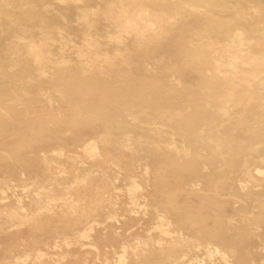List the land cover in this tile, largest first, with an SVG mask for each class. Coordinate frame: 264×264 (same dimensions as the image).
Instances as JSON below:
<instances>
[{
    "label": "bare ground",
    "instance_id": "bare-ground-1",
    "mask_svg": "<svg viewBox=\"0 0 264 264\" xmlns=\"http://www.w3.org/2000/svg\"><path fill=\"white\" fill-rule=\"evenodd\" d=\"M63 1L84 3L77 6L76 17L85 26L77 60L63 55L70 37L63 28H55V38L42 0H0V18L10 17L0 21V49L7 56L4 62L0 55L3 76L17 81L35 74L39 81L55 83L58 88L53 87V92L59 89L60 99L69 103L67 108L50 104L49 112L41 97L24 91L23 99L30 100L18 118L14 114L24 134L35 127L51 136L0 142V152L10 150L19 165L15 176L9 164H1L0 155V235L11 233L4 240L8 245L23 241L25 228L39 232L32 248L26 246L0 264H89V258L79 257L81 251H72L77 247L82 251L89 247L95 261L102 259L103 264L109 262L107 249L117 258L114 264H155L156 259H142L155 253L162 257L161 264H264V240L258 230L264 224V171L258 167L264 166V41L244 39V32L264 31L263 18L245 22L244 10L235 8L231 12L238 20L233 24L226 20L229 6L223 16L213 14L214 0H206L203 9L191 4L190 10L172 0H111L97 8H90L89 0ZM57 17L66 19L63 12ZM98 17L113 30L101 35ZM104 37L113 43L112 51L100 49ZM130 40L137 50L165 49L169 59L161 55L156 61L165 66L168 76H135L130 71L135 55ZM59 41L61 56L55 57L52 46ZM71 66L79 72L71 74ZM125 66L128 69H121ZM53 71L60 75L55 78ZM120 71L125 73L122 82L113 85L103 79V73L110 77ZM13 98L0 97V102L12 106ZM23 99L19 97V102ZM222 120L230 124L221 130ZM138 123L149 128L138 126L142 132L134 131ZM175 135L182 146L164 144L169 138L174 141ZM49 142L58 144L51 150L53 155L43 148ZM80 149L93 164L83 175L78 168L63 176L53 158L72 161ZM145 152L160 166L154 172L155 190L164 193L166 201L156 200L146 190L143 215L126 208V213L131 212L127 217L116 210L118 187L109 166L122 171L130 182L131 203L140 206L136 193L141 186L133 176L139 170L150 184ZM37 155L43 174L33 176L27 167ZM97 171L100 182L94 178ZM68 186L75 197L63 206L58 202L65 199ZM20 188L27 199L20 196ZM199 191L211 193L202 197ZM197 196L203 205L195 211L179 201L182 197L192 202ZM250 206L259 213L253 211L238 221L237 213ZM96 216L105 219L99 229ZM152 228L156 236L151 232L141 236ZM110 232L114 241L108 238ZM4 242L0 246H6ZM63 244L70 249L61 253ZM26 251L32 252L33 261L23 254Z\"/></svg>",
    "mask_w": 264,
    "mask_h": 264
},
{
    "label": "rangeland",
    "instance_id": "rangeland-1",
    "mask_svg": "<svg viewBox=\"0 0 264 264\" xmlns=\"http://www.w3.org/2000/svg\"><path fill=\"white\" fill-rule=\"evenodd\" d=\"M33 2H39V0H31ZM58 0H42L43 4H46L45 6H47L48 9V13H46L47 17L49 18V22L52 26H54V30H53V34L55 36V38H57V29L55 28H63L65 31V34L67 35V37H70L69 42H67L65 44V50L63 51V55L65 56V58L67 59H73V60H77V53H76V49L78 46H81L83 43V32L85 31V26L84 23L82 21H79L77 19V6H83L84 3H73V2H68V1H63V0H59V2H56ZM60 1L62 2V4L60 3ZM111 1V0H89V2L87 3V5L90 8H97V7H105L106 4ZM171 1V0H169ZM173 2H178L183 4L187 10L191 9V4H196L199 5L200 7L205 8L206 7V0H172ZM215 2H217V8H213V14L217 15L219 17L223 16L224 12L223 10L225 9V6H229L230 11L228 12L229 14L226 15V20L228 22H231L233 24L237 23L238 17L236 15H234L232 12L235 10V8H237L238 10L243 9L244 12L246 13V17L245 18V22H251L254 21L255 19H258L259 17H262L264 20V0H214ZM65 2L68 4H65ZM38 9H43L41 6H39ZM233 9V10H232ZM45 10V9H44ZM232 11V12H231ZM63 12L66 15V19H60L59 17H57V13H61ZM10 19L9 16L6 15H1L0 21L5 22V20ZM96 28L98 29L99 33L101 35H104L107 30H113L112 28L108 29V24L109 22L105 21L102 18H97L96 20ZM36 29V30H35ZM33 29V33L34 35L37 37L39 36V30L37 28ZM35 30V31H34ZM246 33L244 35V39L245 41H247L248 38L254 37L252 40L254 41H260L263 40L264 41V31L263 30H258V31H251V32H244ZM11 40V39H10ZM102 45L100 47L101 50L103 51H112L114 45L113 43H110L107 41V39L104 37L101 39ZM0 44H2V41H0ZM128 46L130 48L131 51L135 52V55L133 54L132 56V60H133V64H132V68H131V72L135 75L138 76L140 78L144 77V76H148L151 78H157V77H161V78H166L167 72L164 71V67L163 64L158 63L156 60L157 58H159L161 55H166L165 58L169 59V54L167 53V51H165V49L160 48V47H152L149 46L147 48H141V50H137L135 45L133 44V41L130 40L128 41ZM60 41L59 42H55L54 45L52 46V49L54 51V54H56L55 57L61 56L60 54ZM4 50V49H3ZM2 49H0V55L2 56V58L4 59V62H6L7 60V56L5 55V51H3ZM264 52V49H263ZM166 63H167V59ZM147 63H149V67H152L154 70L153 71H149L146 67ZM164 63V64H166ZM160 65V66H158ZM72 68H68L70 69L71 74H77L79 72V69H75L73 66H71ZM66 69V68H65ZM121 69L126 70L128 69L127 66L121 67ZM55 78H57L60 75V72L58 71H53ZM16 72H14L12 75H15ZM104 76L103 79H106V81H108L109 84H113L115 85L117 82H122L124 80L125 77V73L121 72L120 73H113L111 74V76L109 77L108 74L103 73L102 74ZM22 78H17V81H15V79H13V76H3V74L0 71V97H6V96H10L11 98H13V96L15 95V93L17 94L15 99L16 101H14L13 98V102L14 103H10L12 104L9 105L8 103H1L3 104L0 108V142L2 140H11L14 139V141L16 143H18V141H24V142H30L32 141L34 138H38V137H42L44 135H46L47 133L44 132V130H39L35 129V127H32L30 129V134H24V131L22 130L23 126L18 122V120L14 117L17 113V118L19 117L18 112L20 110H24L25 109V103H28V101L30 100L28 97V99H23L24 97H26L25 93L27 91H29V93L32 96H38L41 97L43 99V101L45 102L43 105L45 107L48 106L49 108V112H51V107L50 104L52 105V107L57 108V107H64L67 108L69 103L67 101H62L60 92H57L59 89L55 90V92H53V87L56 89V87L58 88V86L54 85L55 83H45L43 81H39L37 80L38 77L35 74H31V75H26ZM171 78V77H169ZM168 79V78H167ZM43 82V83H42ZM47 84V85H45ZM50 89V90H49ZM42 91L41 93L39 91ZM46 90V91H45ZM24 91H26L24 93ZM38 92L40 93V95H37ZM58 95H57V93ZM49 94V95H48ZM51 94V95H50ZM60 96V97H59ZM19 97L20 99H23V103H21V101L19 102ZM53 100V101H52ZM53 108V110H54ZM48 114V112H47ZM46 114V116H47ZM7 116V117H6ZM45 116V117H46ZM22 118H25V116H22ZM228 120H225L220 123V128L221 130L223 129V127L229 125L230 123H227ZM144 124L148 125V123L146 121H143ZM224 122V123H223ZM223 123V124H222ZM222 124V126H221ZM138 126H141L142 128H149L152 127V124L145 126L143 125V123H138L136 126H134V131L137 132H142V130H140V128H138ZM14 133H16L17 135L15 136ZM145 133V132H144ZM147 134V133H145ZM207 134V132L205 133ZM72 133H69L68 137V141L71 142L72 140ZM51 135L48 134L45 137H50ZM71 137V138H70ZM176 137V138H175ZM174 137V141L173 139L169 138L167 139V141H165V145H170L171 147H174V145H183L182 139L175 135ZM175 142V143H174ZM58 144L55 142H49V144L45 145L43 148L47 149L48 151H50V155L52 154V149L53 148H57ZM144 148H147L146 144H144L143 146ZM1 148V147H0ZM10 150H1L0 155H2V159H1V164H9L12 168L13 171H15V176H18L19 171H16L19 167V165H16V160L13 157V155L9 152ZM27 150H24L23 153H25ZM78 156H75L76 159L72 160V161H67L66 158L65 159H60L59 157H54V161H56L58 164H60L61 169H62V175H68L70 172H76L78 168H80L82 175L85 173V171L87 169H89L91 167V165L93 164L92 162V158L89 157L88 155H86V153L84 151H82L80 149ZM127 154H130V152L128 151ZM145 154L147 155L148 153L145 152ZM149 155V156H148ZM147 156V159L144 160V162L149 164V169H148V173L146 174V177L150 179V184H146V182L144 181L143 178H141V171L137 170L135 175L133 176V178H135V181L137 184H139L141 186L139 192L136 193V198H137V202L139 203L140 206H137L133 203H131L130 200V195L127 192V188L129 186V181H126L121 173H120V169L115 166V165H110L109 169L112 175V178L114 179L115 185L118 187L117 191L115 192L116 194V201L119 202V204L116 205V210L119 211L120 214L125 215L127 214L130 215V213H126L125 209L127 208L128 210L132 209L134 212H132L131 214L133 215H137V216H141L143 215L141 213V209L143 207V205L145 204V199L144 196L142 197L143 194H145L146 190L150 191L151 193L154 194V197L156 200H164L166 201V198L164 196V193H159V191L157 192L155 190V184H156V177H154V172L156 170V168H159V164H157V162L152 158V154L149 153ZM44 165H42V162L40 161V155L35 156L34 160L29 164V166L27 167L30 172H32L31 174L33 175L34 173H38L40 175H42V170H43ZM111 167V168H110ZM258 167L262 168V170L264 171V166L263 165H259ZM122 172V171H121ZM3 173L0 172V176H2ZM34 176V175H33ZM93 177V175H92ZM94 178L97 180L96 182H100L99 179V175H98V171L97 173H95ZM240 184V183H238ZM29 187V186H28ZM206 186H204L205 188ZM254 191H259V190H255ZM121 191V192H120ZM201 193V196L205 197L206 195L210 194L211 192H207V191H199ZM19 193H21L20 196L25 197L27 199V193H24L22 191V189H19ZM65 199L64 197L62 198V200L58 203L62 204L63 206L65 205L66 201H70L73 200V197H75L74 195H72V187L68 186L65 190ZM179 201L181 202V204H185L186 202L189 203L192 211L198 210L202 208V202L203 200H201L198 196L195 197L193 199L192 202H188L187 200H185L184 198L180 197ZM57 203V204H58ZM68 203V202H67ZM130 206V207H129ZM142 206V207H141ZM137 211H140V215L137 214ZM255 211L256 213H259V210L256 209L254 210L251 206L245 208L244 210H240V212L237 213L236 219L239 221L241 220V217L244 215H251V213ZM243 214V215H241ZM60 219H66V215H60L59 216ZM96 222L94 223L97 228L99 229L100 227H102L101 222L105 221V219L103 217H95ZM100 222V223H99ZM108 225L110 226H114V224L109 223ZM88 226V225H87ZM121 226V225H120ZM122 227V226H121ZM124 226L120 229L123 233H124ZM259 233L262 235V238L264 240V224L262 225V227H260L259 229ZM156 231V232H155ZM148 232H151L153 235H157L158 232L155 229H150L142 231L141 232V236H146V234ZM11 234V233H9ZM9 234H4V235H0V241L4 242V240H6L9 237ZM38 234V235H37ZM100 235H102V231H100L99 233ZM137 233H135L136 235ZM21 236L24 238L23 241H18V242H13V244H6L5 242L3 244H6V246H0V260H3L4 257H8L13 258V256L16 254H20L22 253V251H24L27 247L32 248L33 245H35V240L37 239V236H39V232L37 233L36 231H30L29 228H25L23 233L21 234ZM108 238L109 239H113V241L115 240V238L112 236V233L110 232L108 234ZM132 242H135V240H131ZM26 243V244H25ZM116 243V242H115ZM27 246V247H26ZM26 247V248H25ZM68 248V246L66 247V245H62V248L59 249V252H65ZM109 252L107 254V258H109V262H107L108 264H114L116 259L115 255L111 252L110 249H107ZM118 250H120V248H118ZM72 251H81V254L79 257H84V258H89L88 263L92 264V259L94 254L92 252V254L89 253L90 249L89 247H87V249H84L82 251V249H80L79 247H77L76 249H73ZM23 254H27L30 255L29 257V261H33V254L30 251H26L23 252ZM121 254V252H120ZM255 254H257V258H260L262 256V254H259V252H255ZM83 255V256H82ZM264 255V253H263ZM103 257V256H101ZM146 257V258H145ZM156 259V263L155 264H161V259L162 257L155 253V254H147L145 255L142 259L144 262L147 261V259ZM146 259V260H145ZM69 261H74L73 259L69 258ZM65 262V261H64ZM93 264H103L102 259L95 261L94 259V263ZM189 264V263H187Z\"/></svg>",
    "mask_w": 264,
    "mask_h": 264
}]
</instances>
